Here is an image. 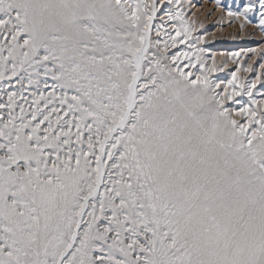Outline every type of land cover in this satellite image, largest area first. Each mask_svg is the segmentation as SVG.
<instances>
[{"label": "snow or ice", "instance_id": "6c2138e0", "mask_svg": "<svg viewBox=\"0 0 264 264\" xmlns=\"http://www.w3.org/2000/svg\"><path fill=\"white\" fill-rule=\"evenodd\" d=\"M217 12L264 41V0ZM202 29L187 0H0V264H264V43Z\"/></svg>", "mask_w": 264, "mask_h": 264}, {"label": "rangeland", "instance_id": "374dc122", "mask_svg": "<svg viewBox=\"0 0 264 264\" xmlns=\"http://www.w3.org/2000/svg\"><path fill=\"white\" fill-rule=\"evenodd\" d=\"M187 2L190 9L196 13L197 18L204 21L205 29L200 31L208 38L209 43L205 46L211 49L213 52L236 51L242 48L258 47L260 43H264V41H260L259 39L255 41L247 38L242 41L230 40L228 37L238 27L239 22L229 25V23L225 21L224 25L222 26L217 23L220 15L219 12L213 16H208L207 12L209 9L214 8L215 0H187ZM241 2L242 0H223V4L225 6L232 5L233 7ZM248 31L250 32L251 28H249ZM213 33H215L217 37L216 41H212ZM259 35V32H257L256 36L259 37ZM231 67L232 66L230 65V68ZM226 71L227 70H225V72ZM219 75L223 77L225 73H220Z\"/></svg>", "mask_w": 264, "mask_h": 264}]
</instances>
